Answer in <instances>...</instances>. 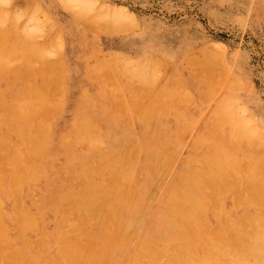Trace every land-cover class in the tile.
Returning a JSON list of instances; mask_svg holds the SVG:
<instances>
[{"label":"bare ground","instance_id":"obj_1","mask_svg":"<svg viewBox=\"0 0 264 264\" xmlns=\"http://www.w3.org/2000/svg\"><path fill=\"white\" fill-rule=\"evenodd\" d=\"M21 1L31 20L50 18ZM5 2L0 264H264V127L231 94L249 83L230 75L229 95L202 117L226 74L212 54L108 60L94 49L71 68L63 29L39 41ZM61 2L76 29L138 28L121 6Z\"/></svg>","mask_w":264,"mask_h":264},{"label":"rangeland","instance_id":"obj_2","mask_svg":"<svg viewBox=\"0 0 264 264\" xmlns=\"http://www.w3.org/2000/svg\"><path fill=\"white\" fill-rule=\"evenodd\" d=\"M95 1L103 7L115 5L125 8L127 12L130 11L131 14H134L133 17L137 23L135 27L138 28L126 33L109 35L103 34V32L94 34L85 27L76 29L71 11L62 5L61 0H38V3L43 5L42 11L48 13L50 18L43 17V14L37 10L34 20H31L30 15L34 14V10L25 9V11L21 6V0H9V3L6 0L5 9H8L9 13L14 16L20 12L19 17L24 23L31 20V30L39 31L36 32V36L40 35V38L37 36L39 41L45 40L47 37L50 38L49 35H53L51 31L55 28L63 29L64 44L62 52H60L64 60L67 58L65 63L71 64L69 65L71 68H79L80 56L85 53L92 54L94 49H98L108 60H112L111 55L115 54L126 57V55L143 56L146 53H152L158 56L166 54L172 60L174 58V61L179 62L185 53L193 52V49H196L195 53L200 50L197 53L199 59L204 57L205 52L209 53V56L212 54L210 57L212 61L217 59L214 61V64H217L216 69L226 74L218 77L216 89L208 100L209 103L200 113L202 117L207 115L209 108L214 106L213 104L229 95L230 75H237L249 84L246 89L235 90L231 94L246 105L249 116L260 122L255 121V124H262L260 127H264V0ZM34 27L35 29H33ZM166 40L167 42H165ZM107 45L109 46L107 47ZM204 46L206 47L204 48ZM113 48L114 50H112ZM107 53L108 56H106ZM218 55L220 56L216 57ZM227 69L228 71H226ZM227 72L229 73L227 74ZM76 82L77 78H74L73 83ZM57 123L60 127L63 123L62 119H59ZM189 135L190 133L188 134L190 138ZM263 145L264 141L259 147L262 146L261 150L264 151ZM140 227L142 230L145 224H140Z\"/></svg>","mask_w":264,"mask_h":264}]
</instances>
